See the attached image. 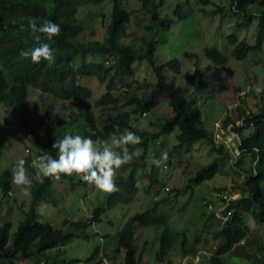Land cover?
<instances>
[{
    "label": "trees",
    "instance_id": "obj_1",
    "mask_svg": "<svg viewBox=\"0 0 264 264\" xmlns=\"http://www.w3.org/2000/svg\"><path fill=\"white\" fill-rule=\"evenodd\" d=\"M103 1L0 0V104L16 111L21 122L27 125L24 110L32 86L57 99L70 101L73 109L69 119L63 117L52 130H48L46 145L39 142L36 131L32 130V141L38 147L36 156L45 152L55 156L57 152L52 147L54 140L66 133L89 135L88 129L94 130V139H107L113 133L128 128L141 136L139 146L143 148L141 155L132 162L129 173L120 174L114 179L117 190L108 192L105 204L97 205L89 218L71 222L67 231L55 228L48 221H40L36 204L40 200L48 202L49 196L54 197V185L58 181L70 180L72 187L78 183L84 184V181L76 182L75 173L61 174L59 179L42 176L33 187L30 209L25 216L15 227L11 222L0 226V264H73L78 261L76 258L60 260L59 254L51 255L49 251L60 248L61 252V247L76 236L90 238L88 227L102 221L106 211L119 203L134 201L139 191L137 173L146 161L145 155L150 143L156 147L163 144L160 138L171 134L175 128H178L177 142L168 155V162L173 152H179L187 144L197 141L207 143L215 154L210 162L200 165L188 177L183 190H193L194 186L222 174L228 165H237L241 170L240 196L228 200L224 209L225 218L213 232L220 237V242L209 257V264H229L233 251H236L235 255L244 257L240 259L242 264L243 259L247 264H264V240L261 235L253 232L250 222L252 220L264 229V92L259 97L255 96L258 99L257 110L246 112L239 106L241 124H236L230 116L224 118L222 126L231 127L238 136V153L232 152L226 144L217 142L214 132L207 127L202 117L195 94L197 90L204 92L209 89L204 75L200 74L198 86L189 93L186 86L176 84L175 78H166L167 67L176 73L181 71L178 58L163 64L157 62L159 42L167 41L172 25L178 19L188 17L191 10L177 5L171 15L162 12L164 0H139L149 17L138 21L143 32L137 40L127 42L125 38L133 12L124 6L123 0H112L111 21L103 38L80 39L79 36L86 30V22L80 17L81 8ZM201 2L211 3L210 0ZM201 10L205 14L236 17L235 26L254 28L253 42L240 39L235 33L227 36L232 44L231 54L216 46L205 47V55L212 63L224 65L229 55L242 60L250 53L264 50V0H229L227 6L219 4L210 10ZM29 18H35L37 23L47 18L60 25V34L48 41L55 49V62L51 65L43 58L35 63L30 57L20 55L21 50H31L37 46L28 28ZM254 22L256 26H253ZM89 56H100L103 59L94 61ZM139 61H147L152 66L156 75L153 88L140 95L131 93L130 89L123 94L114 92V85L119 79H128L136 74L135 65ZM82 77H96L101 83H106V91L95 99L94 105L91 101L93 90L88 84L80 82ZM164 94L168 95L173 114L160 116L155 130L137 126L134 120L151 112L158 98ZM94 107L111 111L113 115L99 118ZM6 145V139L0 134V155ZM29 159L27 156L25 162H29ZM155 169L153 165L148 174L152 184L159 183ZM10 177L8 168L0 170L3 196L11 192ZM172 191L179 192L180 189ZM217 191L223 194L221 188ZM221 198L225 200L223 195ZM172 209L167 198H161L153 201L145 210L131 215L117 231L110 245V258L116 260L124 250L122 264H141L142 252L138 251L136 244L137 230L154 226L161 228L155 252L158 262L172 264L166 258L176 249L182 256L190 258L188 264H193V257L199 253L201 239L199 236L191 238L186 228L178 229L172 225ZM106 237H110V234ZM100 248V245L94 247L85 260L86 264L96 259ZM98 263L103 264V257L98 259Z\"/></svg>",
    "mask_w": 264,
    "mask_h": 264
},
{
    "label": "rangeland",
    "instance_id": "obj_2",
    "mask_svg": "<svg viewBox=\"0 0 264 264\" xmlns=\"http://www.w3.org/2000/svg\"><path fill=\"white\" fill-rule=\"evenodd\" d=\"M210 2L204 4L201 0H164L163 13L172 15L177 5H181L183 9L191 10V12L188 17L178 19L172 25L167 41L159 42L157 62L163 64L178 58L181 71L176 73L174 69L167 67L166 78L168 80L175 78L176 84L186 86L189 93L198 86L200 74L204 75L209 89L204 92L197 90L195 94L202 110V117L207 127L214 132L217 142L226 144L232 152L238 153V136L231 127L224 128L222 122L226 116H230L236 124H241L239 106H242L246 112L258 109V99L255 96L259 97L261 94L257 95L253 92L251 86L260 84L264 87V50L250 53L242 60H237L229 55V60L224 65L212 63L205 55V47L216 46L231 54L232 44L227 39L228 35L235 33L240 39L250 42L254 41L255 36L253 27L235 26L236 17L205 14L201 10V8L210 10L219 4L227 6L229 0H210ZM123 4L133 12L125 38V41L133 42L143 32L138 21L147 19L149 15L142 9L139 0H123ZM111 9L112 0H105L99 4L91 3L82 7L80 17L86 22V30L79 38L102 39L106 27L111 21ZM253 26H256V22L253 23ZM89 58L94 61L103 59L100 56H89ZM135 67L136 74L128 79H119L114 85V92L123 94L127 89H130L131 93L140 95L153 88L156 75L152 66L147 61H139ZM80 82L91 86L93 90L92 105H94L95 99L106 91V83H101L96 77H82ZM94 109L99 118L113 115V112L106 109L100 110L95 107ZM72 111L70 101L57 99L32 86L24 110L27 125L21 122L16 111L3 103L0 104V134L7 141L6 148L0 155V170L8 168L11 172L18 157L23 156L25 160L28 156L30 161L25 162V168L32 180L27 193L23 191L24 186L12 183L11 177L9 195L3 196L0 188V226L11 222L15 227L18 221L25 216L30 209L33 187L41 180L35 177L34 169L31 167V161L38 151V147L32 141V130L36 131L39 142L46 145L48 130L53 128L58 121L64 118L69 119ZM167 114H173V111L168 103V95L164 94L158 98L156 107L151 112L140 115L134 122L140 128L155 130L160 116ZM177 132L178 128H175L171 134L161 137L160 141L163 144L157 147L150 143V148L145 155L146 161L137 173L139 191L134 201L119 203L113 209L106 211L102 221L95 222L88 227L90 238L76 236L61 247V252L60 248H55L49 253L51 255L59 254L60 260L63 258L78 259L73 264H86L85 260L94 247L100 245V252L96 259L87 263L99 264L100 257H110V245L114 242L117 231L131 215L145 210L153 201L167 198L173 208L172 225L178 229L186 228L191 238L199 236L201 239L199 253L193 257L192 263L209 264V257L220 242V237L213 232L221 226L222 219L225 218L224 209L228 204V200H222L221 196H217V189L221 188L223 193L228 192L231 199L240 196L239 184L242 174L237 165H228L222 174L216 175L201 185L194 186L193 190H183L188 183V177L196 172L200 165L210 162L215 156L207 143L197 141L187 144L179 152H173L171 161L166 162L167 166H155V174L159 183L152 184L148 176L153 167L152 158L158 157L162 151H167L168 155L173 151L177 142ZM134 147L143 150L139 145H130L129 150L132 151ZM137 158L133 156L131 161L116 169L114 179L120 174L127 175L132 168V162ZM74 180L81 181L77 174H75ZM71 183L70 180L56 182L54 197L49 196L48 202L38 201L36 209L40 214V221H48L55 228L67 231L71 222L89 218L97 205L105 204L108 192L99 190L93 184L85 181L84 184L78 183L74 187L71 186ZM173 189H180V191H172ZM250 222L253 232L261 235L264 240V229L256 225L254 221ZM160 231V227L154 226L140 227L137 230L136 244L138 251L142 252L141 264H160L155 258ZM107 234H110V237H106ZM233 252L229 257V264H242L240 259L244 257L235 255L236 251ZM124 255L123 250L117 257L121 264ZM166 259H170L172 264H188L190 258L182 256L175 249L169 253ZM29 260L32 261V259ZM244 261L243 264H247Z\"/></svg>",
    "mask_w": 264,
    "mask_h": 264
},
{
    "label": "clouds",
    "instance_id": "obj_3",
    "mask_svg": "<svg viewBox=\"0 0 264 264\" xmlns=\"http://www.w3.org/2000/svg\"><path fill=\"white\" fill-rule=\"evenodd\" d=\"M28 28L37 46L31 50H21L22 57L31 58L38 63L42 58L49 64L55 62V49L48 41L60 34V25L51 19H42L40 23L35 18H29ZM251 90L257 95L264 92L260 84L251 86ZM89 135L64 134L60 139L54 140L52 147L57 154L42 153L31 161L36 178L53 177L59 179L61 174L79 175L82 181L93 184L99 190L112 192L117 190L114 182L116 169L132 160L133 156L139 157L141 149L130 145H140L141 136L128 128L118 133H113L110 138L94 139V130L88 129ZM238 139V137H237ZM168 160L167 151H162L158 157L152 158L154 166L165 165ZM11 181L16 185H22L23 191L28 192L32 180L25 168L23 156L18 157L11 169Z\"/></svg>",
    "mask_w": 264,
    "mask_h": 264
},
{
    "label": "built area",
    "instance_id": "obj_4",
    "mask_svg": "<svg viewBox=\"0 0 264 264\" xmlns=\"http://www.w3.org/2000/svg\"><path fill=\"white\" fill-rule=\"evenodd\" d=\"M166 166H167V164H166ZM222 195H223V197L226 200H230L231 199L230 196H229V194H228V192H225L223 194H221V192L220 193H217V196H222ZM103 264H121V263H119V261L117 259L114 260V259H111L110 257H104L103 258Z\"/></svg>",
    "mask_w": 264,
    "mask_h": 264
}]
</instances>
